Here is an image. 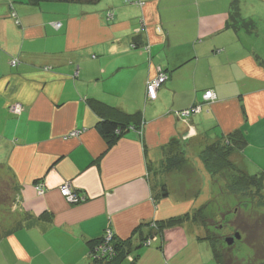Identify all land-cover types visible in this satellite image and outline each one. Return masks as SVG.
<instances>
[{
    "label": "crops",
    "instance_id": "obj_1",
    "mask_svg": "<svg viewBox=\"0 0 264 264\" xmlns=\"http://www.w3.org/2000/svg\"><path fill=\"white\" fill-rule=\"evenodd\" d=\"M134 113L111 144L97 130ZM236 130L246 144L232 160L264 173V0H0V264H90L107 228L136 242L150 222L191 214L209 194L198 203L189 155L207 172L202 148ZM64 183L84 199L66 201ZM202 231L169 226L137 262L210 254Z\"/></svg>",
    "mask_w": 264,
    "mask_h": 264
},
{
    "label": "trees",
    "instance_id": "obj_2",
    "mask_svg": "<svg viewBox=\"0 0 264 264\" xmlns=\"http://www.w3.org/2000/svg\"><path fill=\"white\" fill-rule=\"evenodd\" d=\"M41 0H28L29 3H36ZM74 3H95L98 0H56ZM239 13L236 8L233 7V17H238ZM239 18V17H238ZM240 21V20H239ZM244 26H248L249 22H240ZM96 107V103L94 104ZM122 122L119 121H107L102 120L97 124V130L99 133L105 137L107 143H113L118 136L129 126L130 122H133V126H136L141 122V113H134L132 115L123 114L121 116ZM125 119V120H124ZM246 140L243 131L236 130L227 135L221 136L218 140L205 145L199 153V157L202 160L207 172L210 174L213 180L214 186L218 182V178H223L226 181L225 189H221L220 194L227 197L237 198V203L235 209L240 207L242 212L237 219L238 229H244V231L249 232L250 238H252L249 244L258 243L256 238L259 232V227L262 224L264 227V213L259 214V208L264 206V173L256 172L249 173L241 168V165L237 164L232 160V156L244 149ZM170 161L166 168L167 170L174 169V164ZM219 176V177H218ZM39 183V182H36ZM35 185V184H34ZM216 187V186H215ZM60 193V192H59ZM6 198L5 193L0 191V202L4 201ZM227 203V202H226ZM234 203V201H233ZM218 201L213 199L208 203H204L199 208L195 209L191 214H187L182 218H170L165 221L153 222L154 227L150 226L148 233L144 238H138L136 242H132L129 239H119L115 235L108 241L107 244L103 242V234L95 239L88 242L89 252L88 257L90 259V264H138L137 249L140 246L150 247L152 243V238L157 239L162 231L169 227L180 223L184 219H189L190 222L198 227H202L205 230L204 240L207 242L210 251L212 252V257L216 264H264V247L261 245L258 248L257 253L252 252L251 248L249 253L247 252L244 256H239L235 254L233 248V253H231V246L225 242V239H221L220 236L214 237L210 232L218 231L217 227L214 225L215 217L218 211ZM252 212L256 214L252 215ZM258 215V216H257ZM255 217V218H254ZM21 227L20 223L14 227L17 229ZM214 228V231L210 230ZM236 229V230H238ZM240 231V232H239ZM240 235V240L235 239L233 242L236 245L242 240V231L238 230ZM150 243L146 245V242ZM133 243V244H132ZM245 246L251 247L249 244L244 243ZM102 246L106 248L105 252H102ZM239 251V250H238ZM253 253V254H252Z\"/></svg>",
    "mask_w": 264,
    "mask_h": 264
},
{
    "label": "rangeland",
    "instance_id": "obj_3",
    "mask_svg": "<svg viewBox=\"0 0 264 264\" xmlns=\"http://www.w3.org/2000/svg\"><path fill=\"white\" fill-rule=\"evenodd\" d=\"M189 158H190V161L195 164L196 171H195V173H193V176L198 177V179H199L198 183H200L199 188L201 189V194H200L198 203H201L208 196V194H209V196L206 200L207 203L213 199H217V201H218V208L220 210L216 214V217H215L216 222L214 223V225L217 227L218 231L215 230V232H210V234H212V236H214V237L220 236L221 239L224 240L227 237H233L235 232H238V230H241L242 231V234H241V236H242L241 240L242 241L241 242L249 244L251 241H253V240H251L252 238H250V236H249V232L244 231V229H238V226L236 223L238 217L241 215L242 212H245V211L240 209L241 206L238 207L237 209H235V205L237 203V198H232L228 195L226 197L225 195L220 194L221 189H225V191H227L226 186H225L226 181H224L222 177L218 178L219 180H218L217 184L215 185L216 186L215 187L213 184V180L210 177V174H208V172H206L205 170H202L201 168H199V166L197 165L198 163L195 160V157L191 154V155H189ZM241 168L245 170L244 166H241ZM191 184L193 185V183H191ZM233 201H234V203H233ZM218 208H217V210H218ZM258 210H259V212H258L259 214H263L264 213V206H261ZM249 213H251L252 215L254 214L252 212H249ZM255 215L256 214H254V216ZM148 225L152 227L153 221L150 222ZM262 226L263 225L261 224L259 229H258L259 232L257 233V236H256L258 243H255L256 242V240H255L254 245L249 244L251 246L250 248L248 246L246 247L244 243L243 244L237 243L236 245L234 244V247H233V242L235 241V239H234V241L230 244V246L232 248L231 253H233V248H234V250H235L234 252L236 255L244 256L247 254V252L249 253V251H251L250 250L251 248H256V249H253L252 252L257 253V250H258V248L261 247V245L264 247V227H262ZM236 229H238V230H236ZM210 230L214 231V228H212ZM202 232L205 233L204 229ZM249 240H251V241H249ZM131 241L134 243L135 239L131 240ZM152 244L153 245L150 248L155 249L157 242H153ZM146 249H148V248L143 247V246L141 248L137 249V254L139 255L138 260H139V258L141 259L140 256L143 255V252L146 251ZM208 252L205 251V255H203V253L198 254L197 251L195 249H193L186 256L187 264H216L213 257H212V252L210 251L211 252L210 254ZM140 263L142 264V261Z\"/></svg>",
    "mask_w": 264,
    "mask_h": 264
},
{
    "label": "built area",
    "instance_id": "obj_4",
    "mask_svg": "<svg viewBox=\"0 0 264 264\" xmlns=\"http://www.w3.org/2000/svg\"><path fill=\"white\" fill-rule=\"evenodd\" d=\"M53 26L55 28H57V27L60 26V23H53ZM17 62H18V59H14L13 58V59L10 60V65L11 66H15L17 64ZM167 78H168L167 74L162 72V71H160L155 78L150 79V80L147 81L146 87H145V94H146V97L149 100H154L156 98L158 87L161 84H163ZM214 98H215L214 93L211 90H206L203 93V100L206 102V104H209V102H212L214 100ZM20 110H21L20 103H15L11 107V111L14 112V113H19ZM199 111H200V107L196 105L195 107L191 108L188 111H182L181 113H179V116L187 118V117H189L190 115H192L194 113H198ZM77 134H78V132H71L69 134V136H76ZM34 190L39 195L44 194L45 193V186L41 182L36 183L34 185ZM59 192L64 197V199L66 201L71 202V203L72 202H79V201H82L84 199L83 196L79 195L74 190H71L70 186L67 183H64L63 185H61L59 187ZM152 227H154V224L152 225ZM103 235H104L103 236V242L105 244H107L108 241H110L113 238L114 233H113V231L111 229L107 228L104 231ZM153 240H155V238H152L151 241H153ZM149 243H150V241L146 242V245H148ZM101 248H102L101 249L102 252H105L106 248L104 246H102Z\"/></svg>",
    "mask_w": 264,
    "mask_h": 264
},
{
    "label": "water",
    "instance_id": "obj_5",
    "mask_svg": "<svg viewBox=\"0 0 264 264\" xmlns=\"http://www.w3.org/2000/svg\"><path fill=\"white\" fill-rule=\"evenodd\" d=\"M239 238H240L239 233H235L233 237H227V238H225V242L228 245H230L234 241V239H239Z\"/></svg>",
    "mask_w": 264,
    "mask_h": 264
}]
</instances>
